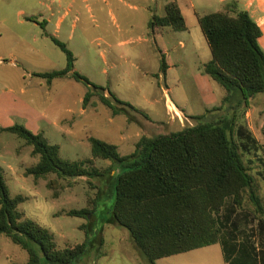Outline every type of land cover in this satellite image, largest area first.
I'll return each mask as SVG.
<instances>
[{
    "label": "rangeland",
    "instance_id": "rangeland-1",
    "mask_svg": "<svg viewBox=\"0 0 264 264\" xmlns=\"http://www.w3.org/2000/svg\"><path fill=\"white\" fill-rule=\"evenodd\" d=\"M171 1L181 5L187 31L170 28L162 36H149L148 17L163 15V6ZM233 1L264 32V0H0V166L10 195L27 197L21 210L49 229L59 248L82 243V226L89 225L93 245L76 264H151L130 232L107 218L122 168L96 159L94 165L101 171L112 167L103 177L64 180L50 174L35 180L26 171L39 157L32 155L25 140L3 128L18 124L43 133L49 144L60 145L61 159L78 161L92 158L90 137L117 145L122 155H129L142 137L181 131L200 121L198 116L215 122L230 113L236 119L235 138L245 144L244 160L264 192V93L249 98L248 104L236 94L222 105L226 90L203 70L211 50L198 15L220 11ZM52 36L73 52L75 71L140 111L123 106L127 112L114 115L98 95L84 107L89 89L84 83L65 77L51 86L35 75L67 65ZM259 44L264 51V35ZM159 49L170 65L166 76L160 72ZM106 95L110 97L108 91ZM169 103L181 118L175 109L169 111ZM221 105L220 110L209 111ZM240 126L256 143L238 138ZM97 202L90 220L68 215L71 210H93ZM27 259L25 250L0 236V264H25ZM157 264L226 263L218 243L159 259Z\"/></svg>",
    "mask_w": 264,
    "mask_h": 264
},
{
    "label": "trees",
    "instance_id": "trees-1",
    "mask_svg": "<svg viewBox=\"0 0 264 264\" xmlns=\"http://www.w3.org/2000/svg\"><path fill=\"white\" fill-rule=\"evenodd\" d=\"M198 20L212 55L203 70L226 90L222 105L236 94L248 104L249 98L264 93V51L259 44L263 30L251 14L233 1L225 9L198 15ZM148 27L153 32L165 27L176 32L188 29L176 1L166 4L164 15H154ZM51 39L65 53L67 65L62 70L35 75L49 85L65 77L84 83L89 88L84 107L98 95L114 115L126 113L123 106L140 111L75 71L73 52L62 41ZM167 69L162 55V74L166 75ZM222 105L209 111L220 110ZM196 118L200 121L181 131L142 137L129 155H122L117 145L90 137L92 158L78 161L61 159L59 144H49L43 134H35L23 125L3 130L25 140L32 147V155L39 157L26 171L35 180L50 174L64 180L103 177L112 167L101 171L94 165L96 159L119 165L122 171L115 178V200L106 217L130 232L151 264L218 243L226 264H264V192L244 160L241 148L245 144L235 138L236 119L230 113L215 122L204 121L203 116ZM236 134L241 140L256 143L243 126ZM48 186L53 188V181ZM26 200L23 195H10L0 166V236L27 252L25 264L78 263L93 245L89 225L82 226V243L59 248L54 234L21 210ZM97 209L98 202L93 210H71L68 215L90 220ZM249 223L252 226L248 227Z\"/></svg>",
    "mask_w": 264,
    "mask_h": 264
},
{
    "label": "crops",
    "instance_id": "crops-1",
    "mask_svg": "<svg viewBox=\"0 0 264 264\" xmlns=\"http://www.w3.org/2000/svg\"><path fill=\"white\" fill-rule=\"evenodd\" d=\"M176 2L179 4L178 1H176ZM165 6H166V5L163 6L164 12H165ZM179 6H180V8H181V10H182V13H183V9H182V7H181L180 4H179ZM154 15H156V13L153 14V15H151L150 17H148V23H149V21L153 18ZM163 15H164V14H163ZM158 16H162V15H158ZM185 20H186V19H185ZM62 21H63V19H60V20L56 23L58 29L61 28ZM186 23H187V22H186ZM258 24H259V23H258ZM48 25H49V22L47 23V26H48ZM259 25H260V24H259ZM260 26H261V25H260ZM261 28H262V27H261ZM168 29H170V27H165V28H163V29L158 28V29H156L155 32H153V31L148 27V35L156 38L157 35H158V36H162V35H164L165 33L169 32ZM171 29H172V28H171ZM172 30H173V29H172ZM262 30H263V29H262ZM173 31H174V30H173ZM47 35H48V33H47ZM263 35H264V32H263ZM52 37H53V36H52ZM262 37H263V36H262ZM159 52H160L161 56H162V55L164 56L163 51H161V50L159 49ZM165 58H166V57H165ZM211 58H212V55H211ZM166 61H167V59H166ZM167 64H168V62H167ZM169 68H170V65L168 64L167 73H168ZM160 72H161V70H160ZM161 73H162V72H161ZM167 73H166V75H167ZM166 75H165V76H166ZM55 80H56V79H55ZM55 80H54V81H55ZM54 81H53V82H54ZM53 82L50 84L51 86H52ZM168 107H169V111H171V112L173 111V109H175V113H177V114H178V117L181 118L180 113H179V111H178V108H177L173 103H169V104H168ZM172 118H174V116H173ZM149 119H150V117H149ZM151 119H152V118H151ZM0 128H1V126H0ZM35 134H36V133H35ZM37 134H38V133H37ZM41 134H43V133H41Z\"/></svg>",
    "mask_w": 264,
    "mask_h": 264
}]
</instances>
